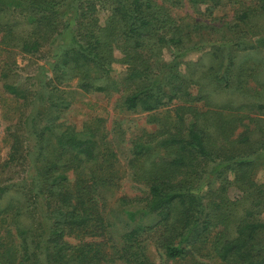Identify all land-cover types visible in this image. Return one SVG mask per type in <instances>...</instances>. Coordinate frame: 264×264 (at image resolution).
<instances>
[{
  "label": "trees",
  "instance_id": "16d2710c",
  "mask_svg": "<svg viewBox=\"0 0 264 264\" xmlns=\"http://www.w3.org/2000/svg\"><path fill=\"white\" fill-rule=\"evenodd\" d=\"M181 1L0 0V48L30 58L43 49L49 54L47 67L34 64V89L1 73L2 88L20 105L6 127L9 149L0 162V224L6 222L0 264H162L149 258L150 242L165 261L264 264V187L251 175L255 152L264 148V60L238 61L256 52L264 56V27L250 25L255 10L264 13V0L243 9L239 0H229L239 7L228 27L233 40L211 44L210 62L198 76L200 62L187 76L181 73L182 53L161 62L167 46L177 52L194 46L191 31L170 11L169 4ZM205 1L188 0L192 6ZM99 8L106 11L103 23ZM112 63L124 66L120 79L110 74ZM5 66L15 73L14 61ZM73 80L85 93L115 91L127 111L173 105L172 123L167 119L146 139L132 141L131 162L144 165L133 177L148 194L140 210L126 211L116 238L101 195L118 179L103 119L92 118L80 131L59 121L66 103L55 92ZM201 101L205 109L196 104ZM244 118L257 127L253 140L245 132L235 135ZM231 186L239 196L227 195ZM140 212L154 215V223L131 224ZM70 236L78 242H69Z\"/></svg>",
  "mask_w": 264,
  "mask_h": 264
},
{
  "label": "rangeland",
  "instance_id": "374dc122",
  "mask_svg": "<svg viewBox=\"0 0 264 264\" xmlns=\"http://www.w3.org/2000/svg\"><path fill=\"white\" fill-rule=\"evenodd\" d=\"M217 1V5L213 3V0H206L196 6H192L188 0H182L178 5L169 4L172 15L178 19L185 30L191 31V38L194 46L188 44L187 50L181 49L179 52L169 46L165 47L162 50V63H167L172 59L173 55L182 53L179 54L181 56L177 57L178 67L181 73L187 76L189 70L193 68L192 64L200 62L198 67H194L197 68V72L194 76H198L202 65L204 64V66H206L207 63L210 62L207 52L212 50L211 44L226 43L230 39L233 40V31L228 29V27L233 24L232 19L234 14L239 10V7L240 9L246 6L254 7V0H239V5H241L239 7L237 3H231L229 0ZM255 12L254 17H256V19L250 22V25L261 30L264 27V13H258L256 10ZM105 14V9L99 8L98 17L100 23H103ZM252 37H254L253 34H251L249 38ZM47 52V49H43L35 57L30 58V56L18 53L17 51L11 50L7 52L0 48V162L6 158L9 149L6 138V127L14 123L17 119L20 105V100L9 95L2 88L3 79L1 73L6 72L10 76L13 75V78L18 81L20 80L21 84L34 89L35 82L30 75L33 73L35 63L43 64L46 67L48 66L45 62V59L49 57ZM244 57L246 58L243 59L240 57L238 61L240 63L245 61L250 64L255 63L259 58L264 60V56L257 54V52L256 54L246 55ZM9 61H14L15 67H17L14 74H11L10 70H8L9 65L8 67L5 66ZM110 69V74L116 76L118 79L123 75L124 66L120 63H112ZM45 72L46 79L52 77L53 74L51 70ZM260 73V76L264 79V70H261ZM195 82H197V79ZM213 85L214 83L211 84L212 87ZM252 85L253 82L250 81V86ZM46 88L47 91H50V89H48L50 86ZM58 88L54 98L56 100L63 99L66 103V106L62 107L63 109L60 112L59 121L71 125L77 131H80L83 125L90 122L92 118L99 117L103 119L107 140L116 151L117 162L114 168L118 175L117 184L113 187L111 186L101 190V195L104 198V207L107 212L110 211L109 217L115 223V231L112 233V236L116 238L124 229L121 219L124 217L126 218V211L140 210L143 206L142 200L148 194V186L144 182L135 181L133 177L135 171L138 172L144 165L140 162H131L133 157L132 141L137 137L146 139L147 134L153 133L163 126L165 122H167V119H171L170 123H172V120H174L173 105H167L152 112L127 111L121 108L119 94L115 91L107 95L103 92L85 93L77 87L76 80L62 83ZM198 88L199 86L197 84L190 86L192 93H196L199 90ZM262 95L264 102V91ZM181 102V100L178 101V103ZM196 104L201 108L205 106L202 104V101L196 102ZM45 107L46 106L43 105L40 108L42 112ZM251 115H253V113H251ZM185 121L186 124H189L193 120L187 116ZM262 128L264 132V121ZM256 130L257 127L255 124L249 119L244 118L241 123L238 124L235 135L239 132H245L249 134L253 140L258 134ZM255 153H259V156H257L259 159L257 160L256 166L251 170V175L255 182L264 187V148H258ZM67 174L69 183L72 185L75 180V175L71 171ZM229 178H232V175H229ZM209 185L212 188L217 187L218 181H211ZM206 189L207 185L201 192H204ZM239 194V190L235 187L231 186L227 190V195L230 198H235L239 196ZM260 217L264 219V212ZM154 221V215L140 212L130 223L148 225L154 223ZM1 224L5 227L6 222H1ZM1 224L0 228L2 227ZM8 227L13 229L11 225ZM84 240H90V238L87 237ZM68 241L71 243L78 242L73 236H70ZM146 250L149 258L156 263L185 264L178 260L165 261L162 251L157 249L151 242L146 244ZM206 261L210 264H223L216 258H208ZM116 264L121 263L118 262Z\"/></svg>",
  "mask_w": 264,
  "mask_h": 264
}]
</instances>
